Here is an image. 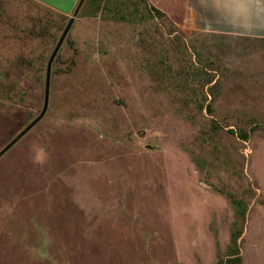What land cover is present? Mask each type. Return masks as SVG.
Returning <instances> with one entry per match:
<instances>
[{
  "label": "rangeland",
  "instance_id": "374dc122",
  "mask_svg": "<svg viewBox=\"0 0 264 264\" xmlns=\"http://www.w3.org/2000/svg\"><path fill=\"white\" fill-rule=\"evenodd\" d=\"M73 17L0 157V264H264L262 38L0 0V151Z\"/></svg>",
  "mask_w": 264,
  "mask_h": 264
},
{
  "label": "crops",
  "instance_id": "0c3cea01",
  "mask_svg": "<svg viewBox=\"0 0 264 264\" xmlns=\"http://www.w3.org/2000/svg\"><path fill=\"white\" fill-rule=\"evenodd\" d=\"M65 15L80 0H35ZM179 24L264 39V0H150ZM156 7V6H155Z\"/></svg>",
  "mask_w": 264,
  "mask_h": 264
},
{
  "label": "water",
  "instance_id": "95a60500",
  "mask_svg": "<svg viewBox=\"0 0 264 264\" xmlns=\"http://www.w3.org/2000/svg\"><path fill=\"white\" fill-rule=\"evenodd\" d=\"M74 17L71 18L69 24L67 25L66 29L64 30L50 60L47 66V73H46V94H45V105L44 108L41 112V114L35 118L24 130H22L7 146H5L1 151H0V157L7 151L9 150L20 138H22L31 128H33L45 115L48 105H49V93H50V82H51V67H52V63L63 43V41L65 40L73 22H74Z\"/></svg>",
  "mask_w": 264,
  "mask_h": 264
}]
</instances>
